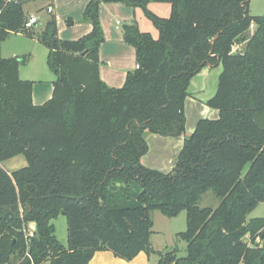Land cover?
<instances>
[{"label": "trees", "instance_id": "trees-1", "mask_svg": "<svg viewBox=\"0 0 264 264\" xmlns=\"http://www.w3.org/2000/svg\"><path fill=\"white\" fill-rule=\"evenodd\" d=\"M102 1L140 7L158 30L124 31L139 67L121 87L100 75ZM168 1L163 17L149 0H90L91 31L63 40L54 14L37 32L25 27L27 0H0V264H89L103 250L128 261L156 252L157 264H264V216L248 219L264 203V14L251 15V0ZM17 32L49 50L54 90L43 104L20 76L30 55H2ZM208 64L222 65L206 102L219 116L187 135L188 88ZM148 133L184 135L172 170L143 163ZM15 156L27 165L10 173L2 162ZM209 190L217 206L199 204ZM154 211L186 212L185 256L154 249Z\"/></svg>", "mask_w": 264, "mask_h": 264}, {"label": "crops", "instance_id": "crops-1", "mask_svg": "<svg viewBox=\"0 0 264 264\" xmlns=\"http://www.w3.org/2000/svg\"><path fill=\"white\" fill-rule=\"evenodd\" d=\"M89 1L90 0H27L24 5V10L28 14V17L34 14L39 17V22L35 26V30L36 27L43 25L37 30V32L44 29L47 20L52 14H54L57 19L59 37L63 40H74L89 33L92 29V23L89 20L83 19L84 11ZM31 3L34 4L33 8L27 9V5ZM148 7L153 12L163 17H167L171 13V3L168 0H149ZM49 8H52L53 11L49 12ZM100 20L105 35V40L99 49L100 75L108 85L121 87L126 81L128 72L134 70L137 66L136 49L125 41V30L123 29V26L125 24L130 26L134 22H137L141 30L150 32L151 30L153 31V25L151 26V21L145 16L144 11L140 7H132L121 2L113 1L101 2ZM152 31L151 33L153 34ZM12 35L20 36L18 40L25 38V43H27V45L22 47L16 45L13 49L9 48L12 54H4L3 42L2 55L4 57L23 54L30 55L29 62L20 68V76L23 79L35 81L33 86V101L35 104H43L52 97L54 90L53 81L55 75L47 65L49 50L37 37H29L21 32L13 33ZM214 67L218 68L216 75V78L218 79L219 73L222 69V65L220 64L206 65L200 73L206 72V70ZM47 70L50 71L48 72ZM203 113L206 114V110ZM218 116L216 118H218ZM210 117L214 116L211 115L206 118ZM169 140V142H173V138H170ZM146 157L147 154L143 156V163L146 166H149L150 164L147 163L145 159ZM2 164L8 171L7 167L14 169L19 166L27 165V160L24 156H15L3 161ZM153 235L154 234L151 236V241ZM152 244L155 248L153 241ZM148 259L149 256L144 251L140 252L134 259L128 261L117 257L112 251L103 250L97 251L89 264H149Z\"/></svg>", "mask_w": 264, "mask_h": 264}, {"label": "rangeland", "instance_id": "rangeland-1", "mask_svg": "<svg viewBox=\"0 0 264 264\" xmlns=\"http://www.w3.org/2000/svg\"><path fill=\"white\" fill-rule=\"evenodd\" d=\"M34 4H28L27 9H32ZM251 15H263L264 14V0H251L250 3ZM149 21V20H148ZM43 25V24H42ZM42 25L36 27V31L39 30ZM153 23L151 22V26ZM153 35L158 36V30L153 25ZM150 31V32H151ZM18 35H10L7 40L4 41V54H12L9 48L13 49L16 45L21 47L27 45L25 38L19 39ZM9 52V53H8ZM13 52V51H12ZM9 56V55H8ZM7 57V56H5ZM23 66V65H22ZM208 69V68H207ZM217 67L206 70V72H199L196 74L189 85L188 91L189 96L185 100V112L187 116L186 134L193 132L200 118H216L218 111L206 104L211 98L217 88L218 79ZM48 71V70H47ZM50 71V70H49ZM48 71V72H49ZM222 71V69H221ZM53 73V72H52ZM220 74V73H219ZM219 77V76H218ZM206 110V114L203 112ZM170 138H173V142H169ZM162 136L159 134L148 133L147 141L149 144V150L147 157L145 158L149 166L161 169L168 172L174 168L178 158V154L182 149L184 142V135L174 137ZM18 164V163H16ZM23 166L16 168L7 167L8 171L12 173L14 170L19 169ZM219 200L215 197L212 190H209L201 197L199 204L201 206H217ZM264 216V203L256 205L248 214V219L253 217ZM153 218L155 221L154 235L152 241L154 242L155 250L169 251L174 248L179 250L178 256L186 255L187 242L177 237V233L184 231L187 227V215L186 212H181L176 217H168L160 211L153 212ZM56 234L58 239L65 245H67V223L64 215H60L56 220ZM37 225L34 222H29V233H35ZM149 264H157L158 254L152 252L149 255ZM43 264H50L49 261Z\"/></svg>", "mask_w": 264, "mask_h": 264}, {"label": "built area", "instance_id": "built-area-1", "mask_svg": "<svg viewBox=\"0 0 264 264\" xmlns=\"http://www.w3.org/2000/svg\"><path fill=\"white\" fill-rule=\"evenodd\" d=\"M49 12H52L53 9L52 8H49L48 9ZM39 22V17L37 15H30L25 23V27L26 28H32V27H35L37 25V23ZM139 65L137 64L136 68H138ZM30 235H33V232L29 233Z\"/></svg>", "mask_w": 264, "mask_h": 264}, {"label": "water", "instance_id": "water-1", "mask_svg": "<svg viewBox=\"0 0 264 264\" xmlns=\"http://www.w3.org/2000/svg\"><path fill=\"white\" fill-rule=\"evenodd\" d=\"M128 27H129V26H128L127 24H125V25L123 26V29L126 30ZM208 65H209V64H208Z\"/></svg>", "mask_w": 264, "mask_h": 264}]
</instances>
